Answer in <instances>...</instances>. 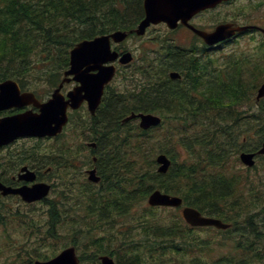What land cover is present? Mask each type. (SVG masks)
Wrapping results in <instances>:
<instances>
[{
	"label": "trees",
	"instance_id": "16d2710c",
	"mask_svg": "<svg viewBox=\"0 0 264 264\" xmlns=\"http://www.w3.org/2000/svg\"><path fill=\"white\" fill-rule=\"evenodd\" d=\"M141 16L142 0H0V81L14 78L22 88H27L35 77L56 86L68 67L69 49L77 41L118 28H131ZM160 43L157 59L133 65L125 73L129 76L125 75L121 89L108 88L95 116L79 124L80 128L87 126L84 137L96 142L93 164L101 178L95 184L99 190H93L91 182L81 183L80 219L91 225L82 231L77 222L62 221L53 204L47 237L54 238L53 230L61 224L69 226L73 237L82 233L84 244L93 245L91 264H99L100 254L112 255L111 250L119 254L117 264H260L264 262V240L260 241L261 233L255 231L254 215L239 213L245 206L229 200L240 181L226 169L234 152L245 144L254 149V140L264 137V98L257 101L254 97L264 80L261 62L255 64L256 74L252 69V88L242 78L243 61L252 68V57L261 44L254 53L233 50L223 59L208 55L200 60L192 50L173 45L168 38ZM170 70L179 71L182 77L170 79ZM136 71L145 79L129 88L128 82L138 79ZM250 100L249 112L239 109ZM131 111L157 113L163 121L150 130H141L135 122L121 124L120 120ZM173 144H180L184 157L179 159L172 153ZM46 152L53 154L59 150L41 151L34 147L29 153L30 162L41 161L37 155ZM159 152L166 153L172 161L165 173L156 170L155 157ZM156 188L180 195L186 205L220 217L232 227L197 228L216 232L203 238L177 213L172 219H154V208L146 207L149 215L142 213L130 218L136 219V223L120 219L133 215V209ZM240 204L245 205V201ZM239 208L236 215L227 213ZM237 218L244 221L238 223ZM115 224L130 227L125 232L117 230V234L105 232L108 239L105 238L104 249L99 242L103 238H92L91 231ZM117 235L125 240L114 248L115 242L110 238ZM218 237L216 248L214 242ZM56 253L46 255L18 249L10 252L8 260L11 264H34L35 259H48ZM4 262L0 258V264Z\"/></svg>",
	"mask_w": 264,
	"mask_h": 264
},
{
	"label": "rangeland",
	"instance_id": "374dc122",
	"mask_svg": "<svg viewBox=\"0 0 264 264\" xmlns=\"http://www.w3.org/2000/svg\"><path fill=\"white\" fill-rule=\"evenodd\" d=\"M259 3H262V0H239L223 7L210 10L209 13L205 15V24H210L211 22L216 23V18H232L234 15L239 13L235 20L236 22L245 24L251 21L252 23H256L264 27V5ZM197 20H204V18L200 17ZM169 31L170 30L164 25V23L152 24L147 28L144 36L137 37L135 35H131L123 42L115 45L120 49L130 50L134 56L133 64L139 65L142 63L141 59L144 57L143 54L145 52H148V55L150 56L154 54L151 51L154 50L153 48H157L159 42H155L154 37L167 38L169 36L171 37L172 41L176 43L183 45H188L191 43V37L184 28L180 27L173 33ZM255 38L256 39H253L251 36L246 34L236 40V43H227L221 48L212 51V55L214 56L226 55L232 49H237L238 52L241 53H250L251 51L254 53L261 44L260 48L256 51V56L252 57L254 60V65L252 68L250 63L243 61L245 73L243 74L242 78L247 83L249 88H252V69L256 74V70L254 68L255 64L261 62L262 66L264 67V40H260V35ZM261 47L263 49H261ZM261 53L263 54V57ZM144 64L149 63L144 62ZM129 69L130 67L126 68L120 65L118 69L119 73H117L110 82L111 87L118 90L121 89L126 80L124 76H129L125 74L126 72H129ZM40 75L43 76V74ZM135 75L138 76V79L136 81H129L127 87L130 88L135 84L142 83L144 81L145 77L141 73L136 71ZM30 82H32V85L27 87V89H30L31 87L36 89V92L39 96H49L52 86L48 84L46 79L34 77L30 80ZM73 86L74 83L71 81L65 85L64 90L66 91L71 89ZM249 105H252V100L239 109L249 112L252 108H250ZM72 117L73 119L68 123L66 132L64 130V133L55 139L43 141L35 138H23L15 141L7 147L0 148L1 163L8 161V159H12V161L20 162L21 164L26 162L30 166L33 165L30 164L28 159L24 158L29 155L32 148L35 147L41 151L49 148L59 150V153L55 154L54 159L49 158L51 161L46 160L48 165L52 166L51 171L49 170L46 173L44 172L41 176V179H45L47 182L51 181L53 185L52 190L45 200L35 203H26L19 200L17 197L0 196V258L5 261V264H11V259L8 260L11 251L14 253L15 250L18 249H27L31 252L35 250L36 252L49 255L51 252H58L65 246L73 244V241L75 242L73 245L76 246L78 254H80L81 257H84L82 258L83 264H91L89 262V257L93 245L84 244L86 240L82 238V233H79L77 236L73 237L69 232V226L61 224L58 228L56 226V229L53 230L54 238L47 237L49 219L52 210L51 207L53 204H57L60 212H62L61 216L59 217V219L62 221L66 219V222L69 223L73 220L78 223L77 228H81L82 231H85L87 226L91 225L90 223L86 224L82 222L80 219L82 211L78 208V204L80 202V191L83 189L81 183L83 180L87 181L85 178L84 169L90 165V158L92 156L90 149L85 146L84 142L86 141L84 140V136L81 135V128L79 124H85L89 122L90 115L87 112L86 107L83 106L76 110V112H73ZM130 123L133 124L134 121ZM152 135L154 137L157 136V134L153 132ZM262 141H264V137H262L261 140H254V142L257 143V146H261L260 144ZM173 146L174 147L171 148V150L173 154L177 155V158L180 159L185 156L184 149L179 147L180 144H173ZM243 148H251V144H245L242 146V148L240 147L239 150L236 149L238 151L231 155L229 160V168H227L226 171L229 170L230 173L234 172L236 174V178L240 181V187L237 189V191L232 192V194L229 196V200L232 203H236L245 207H242L243 209L241 211V208H239L233 209L231 212L227 211V213L230 214L233 212L236 215V213L240 211L239 213H244L246 216L248 214L254 215L252 216L253 225L256 226L255 231L261 233L259 236L261 241L264 240V154L259 155L256 158V164L253 167L247 168L246 166L242 165L238 159V153L243 150ZM46 167L47 166H44V168ZM2 171L3 168L0 167V172ZM9 175L10 174L5 175V178L9 177ZM92 188L93 190H99L95 184L92 186ZM241 192H243L242 197L240 196ZM244 201L245 205L240 204ZM145 207L151 208L147 205L146 200L133 209V215L120 219H127V221L129 220L131 223H136V219L130 218L136 217L142 213H147L149 215ZM175 213L180 215L178 208L154 207L153 211L154 219H172ZM66 215L70 218H68ZM237 221L238 223H241L244 221V219L237 218ZM129 227L130 225L128 224L122 227H118L116 224L110 227L109 225L101 226L99 228L92 229V238H96L98 240L103 238V240L99 242L102 244V248L105 249L108 239V236L105 234V232L112 234L116 233L117 230L125 232L127 229H129ZM196 231L197 232H195V234L197 236L200 235V237L203 238L216 234L214 230L208 232L206 229H197ZM254 236L255 234L252 232L251 237L254 238ZM219 239L220 237H218L217 241L214 242V247L216 248ZM110 240L115 242V248L116 245H119L120 241L125 240V237L117 235L112 236ZM96 245L98 244L96 243ZM223 251H225V248H223ZM111 253H113L112 256L116 260L117 255L119 254H114V251L112 252V250ZM259 263L264 264V262Z\"/></svg>",
	"mask_w": 264,
	"mask_h": 264
},
{
	"label": "water",
	"instance_id": "95a60500",
	"mask_svg": "<svg viewBox=\"0 0 264 264\" xmlns=\"http://www.w3.org/2000/svg\"><path fill=\"white\" fill-rule=\"evenodd\" d=\"M222 0H143L144 16L136 27L129 31L116 30L109 34H103L93 39H84L78 42L71 50L69 56V68L64 71V75H72L73 79L80 84L76 85L66 94L67 98L60 92L63 81H69V77L64 78L51 94V97L44 102H39L32 92H20L18 84L13 80L0 82V111L12 107H22L33 104L37 111L27 109L10 115L0 117V146L6 145L19 137L34 136H55L61 132L67 121V109H76L86 100L88 109L94 114L100 103L104 85L113 77L115 66L111 62L116 60L118 53L111 50V39L120 42L127 34L135 32L143 34L150 23L165 22L169 28H175L180 21L188 25L187 20L196 11L213 7ZM253 27V26H252ZM248 26H232L229 23H221L215 26L211 32L194 29L202 36L204 41L213 45L229 36L235 31H242ZM262 31H264L262 29ZM120 62L126 63L131 60L130 52H125L120 57ZM110 63V64H108ZM171 78L179 77L177 72L170 73ZM264 97V81L259 85L255 98ZM138 118V125L142 129L156 126L160 123L161 117L153 113L132 112L122 119V122ZM264 148L259 150L262 153ZM254 152H241L240 160L248 165L254 164ZM159 164L157 170L161 173L167 171L170 160L165 154L156 157ZM19 178L27 181L33 180L35 174L28 170L26 166L21 168ZM88 179L94 182L99 181L96 169L87 171ZM50 185L45 182L34 183L31 186L22 185L17 188L4 185L0 182L2 194L17 193L26 202L40 200L48 194ZM150 206H170L178 207L182 204V198L172 195L160 189L152 190L147 196ZM183 218L193 226L214 225L217 228H226L228 224L220 219L202 215L197 209L191 206L181 208ZM101 264H115L113 259L107 255L100 256ZM79 257L73 245L63 248L55 256L47 260H36L35 264H79Z\"/></svg>",
	"mask_w": 264,
	"mask_h": 264
},
{
	"label": "flooded vegetation",
	"instance_id": "af4514ba",
	"mask_svg": "<svg viewBox=\"0 0 264 264\" xmlns=\"http://www.w3.org/2000/svg\"><path fill=\"white\" fill-rule=\"evenodd\" d=\"M233 1V0H232ZM230 1V2H232ZM229 2V3H230ZM218 8V7H217ZM216 9V8H215ZM210 11V9H205L203 11H198L196 14H193L192 16H190L189 18V21L188 23L192 26V27H184V29L187 31V33L189 34V36L191 37V43L189 45H194V46H198V47H204L205 44L202 40V38L200 36H198L195 32H194V29L193 28H197L199 30H211L213 25H214V22H211L210 24L209 23H206V17L205 15L208 14ZM239 13H237L236 15H234L232 18H228V19H218L216 18V20H227L229 22H232V23H237L235 20L236 18L238 17ZM200 17H203L204 20H200L198 21L197 19L200 18ZM215 22H220V21H216ZM250 25H252V22L250 21L249 22ZM256 24V23H255ZM211 27V28H210ZM180 28V27H179ZM178 29V28H177ZM176 29V30H177ZM175 30V31H176ZM250 35L252 36V33H250ZM12 169L10 168L9 170V173H7L6 171H2L0 172V175L3 176L1 178V181L5 184V185H9V186H20L22 184H24L22 181H18L16 178H14L15 176L11 173ZM7 174H10L9 177L7 178H4L5 175ZM10 196V195H9ZM9 196H6V197H9Z\"/></svg>",
	"mask_w": 264,
	"mask_h": 264
},
{
	"label": "bare ground",
	"instance_id": "6f19581e",
	"mask_svg": "<svg viewBox=\"0 0 264 264\" xmlns=\"http://www.w3.org/2000/svg\"><path fill=\"white\" fill-rule=\"evenodd\" d=\"M125 115H126V114H125ZM125 115H124V116H125Z\"/></svg>",
	"mask_w": 264,
	"mask_h": 264
}]
</instances>
